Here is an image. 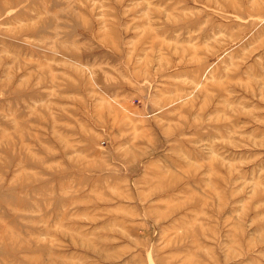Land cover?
<instances>
[{
	"label": "rangeland",
	"instance_id": "obj_1",
	"mask_svg": "<svg viewBox=\"0 0 264 264\" xmlns=\"http://www.w3.org/2000/svg\"><path fill=\"white\" fill-rule=\"evenodd\" d=\"M0 264H264V0H0Z\"/></svg>",
	"mask_w": 264,
	"mask_h": 264
}]
</instances>
